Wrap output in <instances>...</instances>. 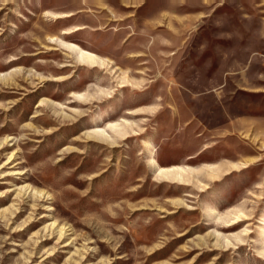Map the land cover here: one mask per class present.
Returning a JSON list of instances; mask_svg holds the SVG:
<instances>
[{"label":"rangeland","instance_id":"rangeland-1","mask_svg":"<svg viewBox=\"0 0 264 264\" xmlns=\"http://www.w3.org/2000/svg\"><path fill=\"white\" fill-rule=\"evenodd\" d=\"M0 264H264V0H0Z\"/></svg>","mask_w":264,"mask_h":264}]
</instances>
